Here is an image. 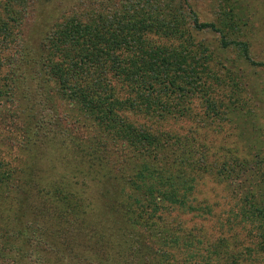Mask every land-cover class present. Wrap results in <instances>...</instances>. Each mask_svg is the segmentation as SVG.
<instances>
[{
    "label": "trees",
    "instance_id": "trees-1",
    "mask_svg": "<svg viewBox=\"0 0 264 264\" xmlns=\"http://www.w3.org/2000/svg\"><path fill=\"white\" fill-rule=\"evenodd\" d=\"M250 3L200 22L188 0H1L0 264L261 261L264 159L206 145ZM203 178L227 208L194 197Z\"/></svg>",
    "mask_w": 264,
    "mask_h": 264
},
{
    "label": "rangeland",
    "instance_id": "rangeland-1",
    "mask_svg": "<svg viewBox=\"0 0 264 264\" xmlns=\"http://www.w3.org/2000/svg\"><path fill=\"white\" fill-rule=\"evenodd\" d=\"M188 1L197 13L198 21L214 20L212 7L214 0ZM250 12L253 14V28L247 36L249 58L244 59L236 53L225 52L223 55L227 59L223 60L231 68V74L220 75L222 80L214 82L216 97L220 98L226 92L230 96V99L227 96L222 98V104L229 108L224 113V119L214 117V124L217 125L216 122L220 121L224 123L223 127L215 128L216 131L208 135L212 141L206 145L210 147V152L216 159L215 162L220 161L223 153L230 154L231 157L237 155L251 159L255 152H259L258 154L264 159V0H251ZM26 27L28 26L23 29L25 30ZM200 36L205 40H215V33L212 31H205ZM236 93L240 94L241 99L240 96L235 97ZM200 105L198 103V106ZM198 130L202 138L207 137L204 134L208 132L206 125H200ZM224 185V182L217 183L203 178L196 184L193 195L215 203L213 209L218 212L223 207L227 208L225 204L229 203ZM194 221L199 222V219ZM258 264H264V257Z\"/></svg>",
    "mask_w": 264,
    "mask_h": 264
}]
</instances>
